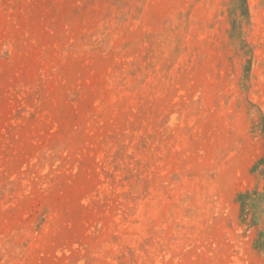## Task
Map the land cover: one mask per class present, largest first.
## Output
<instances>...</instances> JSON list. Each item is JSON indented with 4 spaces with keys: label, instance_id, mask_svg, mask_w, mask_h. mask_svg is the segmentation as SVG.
Here are the masks:
<instances>
[{
    "label": "rangeland",
    "instance_id": "374dc122",
    "mask_svg": "<svg viewBox=\"0 0 264 264\" xmlns=\"http://www.w3.org/2000/svg\"><path fill=\"white\" fill-rule=\"evenodd\" d=\"M0 264H264V0H0Z\"/></svg>",
    "mask_w": 264,
    "mask_h": 264
}]
</instances>
